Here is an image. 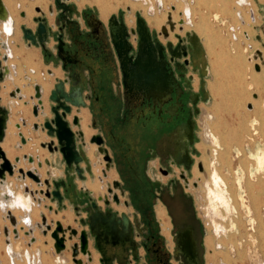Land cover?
Masks as SVG:
<instances>
[{
  "label": "rangeland",
  "instance_id": "1",
  "mask_svg": "<svg viewBox=\"0 0 264 264\" xmlns=\"http://www.w3.org/2000/svg\"><path fill=\"white\" fill-rule=\"evenodd\" d=\"M101 1H42L46 11L43 17L46 18L49 29L46 47L42 48L40 45L41 47H37V53L31 55L29 61H25L23 58L20 63L24 62L30 65L32 67L30 73L33 72V68H38L40 72L50 78L49 115L44 116L43 120L35 121L34 117L36 116L33 114L32 102L36 99L33 97V99H28L31 103L29 116H23L22 111L18 110V119L14 121L11 104L4 103L2 95L3 93L7 95L9 89H4L3 85L2 102L4 107L11 109V118L9 119L11 122L8 123L6 136L10 126L15 127L17 130L15 145L18 143L22 146L19 133L22 132L23 126L19 129L15 123L18 121L23 125L22 119L28 120L26 121L27 126L35 131L34 126L29 124L37 122L41 126L45 120L51 119L53 117L51 107L57 105V102L51 98L52 94L57 89V85L62 81L69 80V83L64 86L66 92L81 96L82 102L85 104L73 105L72 113L79 114L77 113L79 110H87L88 137L94 133L91 138L100 134L105 139L103 143L89 141V145L92 143L99 145L92 162L87 157L85 145L78 141V149L84 156V161L81 163L86 167L83 168L84 179H78L76 175L70 176L67 170L69 185H72L73 180H76L77 183L74 184H78V187L81 188L74 185L79 199L70 200L64 196L65 205L72 208L75 215L74 224L76 227L74 228L80 231L83 228L88 230V225L79 221L78 215L76 216L73 210L74 205L79 206L84 218L88 215V209L94 202L101 206L95 199L100 190L94 191L89 188L88 183L96 181L105 183L106 185H104L113 189V192H122L124 198L131 201V194L127 186L135 185V182L140 180V173L146 170L151 177L161 180L160 183L166 191H171L169 182L173 177H162L158 168L161 166L167 168L171 160L177 159L182 138L181 122L192 117L195 126L192 132L194 140L190 141L188 147L189 155L193 159L190 176L194 180L197 178L195 174L197 161H203L207 165L208 171L215 167L221 174L232 202L230 214H223L224 218L221 219L203 187L204 176L201 175L202 181L199 182V187L196 190L188 191L190 193V212L194 219L192 223L196 228L201 261L203 264H264V168L259 169L256 160V156L264 152V91L250 84L254 75L264 73V0H205L207 2L204 0H164L165 4L162 6L160 2L158 7L156 0H146L145 2L142 0H104L110 7L107 14L102 13ZM12 2L16 8L15 20L20 19L18 12L24 6L32 13L27 22L31 21L38 25V22H34L32 18L33 16H42V14L36 12L38 6L34 0H12ZM17 3L18 5H16ZM19 3L22 6H19ZM34 6L36 7L34 8ZM47 6L50 7V11ZM151 6L154 10L156 9L155 12L149 11V9L152 10ZM186 7L191 11L185 12ZM168 11L173 13L176 20L180 19L178 24L176 23L172 27V32L165 28L159 30L158 27H151L150 31L152 38L164 47L167 68L176 77L177 95L174 97L175 105L169 109L170 116L167 115L166 109L161 106L157 107L155 101L153 104L149 101H137L133 95L129 96L126 93L122 86L120 58L109 32L112 19L123 18L130 32L129 41L133 46L130 54L136 60L139 56L140 43L138 34H132L131 29L136 30L138 17L144 18L147 15L152 18L158 14L162 20H165ZM93 17H97L100 22L98 30H95L89 21V18ZM224 20H230V26L222 25ZM6 22L3 7L0 5V25H5ZM25 27L31 29L27 25ZM2 30L0 28V41L4 37L0 46V61L9 74L7 82L13 80L11 81L12 86L17 85L21 90V95L24 96L21 85H34L37 82H32L28 75V78L24 76L27 82L22 81L21 84L20 77L13 75L11 71L9 73L1 53L3 50H8L6 47L11 43L9 37L6 39V36H3L5 33L7 36L10 35V31ZM247 31L250 33L247 34ZM191 33H196L200 37L205 50L204 63H194L190 53L181 58H174L170 54V44L177 47L183 43L190 50L189 37ZM62 47L65 49L64 51L61 49ZM258 49L262 51L263 58L262 60H253L251 56ZM15 55L18 56L20 53L15 52ZM68 56L76 57L77 63L67 64L66 57ZM10 62L15 63L16 61L10 60ZM257 63L260 66L259 71L255 68ZM104 70L107 71L105 76L102 73ZM9 99L12 101L14 98L9 96ZM178 108L179 111L172 116L173 110ZM207 110L214 115L208 122L213 135L211 142L207 138ZM74 117L75 115L72 120L70 119L71 123ZM173 126L175 130L172 131ZM29 127L27 128L30 129ZM72 128L75 131L76 126L72 124ZM40 132L43 139L46 140L44 142L55 139V143L58 145L56 137L48 135L47 130ZM107 147L108 151L110 150L107 151L108 155L112 156L111 162L104 159ZM40 149L44 148L41 146ZM45 149L44 157L41 158H38L36 153L29 152L17 153L20 155H15L13 159L9 158L15 163L16 156L20 157V163H22L16 167L13 175L7 174L6 180L3 182L0 179V194H2L0 195V251H2L0 264H14L13 261L16 262L15 255L17 257L22 255L25 261H29L24 237L30 234L28 232H33L34 226L37 229L35 236L46 240L47 243L31 245V247H35L36 254L49 248L56 250L55 239L51 237V231L47 235L44 232L46 227L43 226L40 214L45 213L48 224L55 228V223L61 222V220L57 217L58 213L54 212L56 208L61 209L62 205L54 197L50 202L55 211L44 209L42 203L38 205V197L45 200L50 199L39 192L41 187L36 181L28 175L23 177L19 172V168L26 169V171L35 168L37 173L41 172L37 163L48 158L49 150ZM194 149L197 153L193 152ZM24 154L32 155L35 158V163L32 164L27 159L24 160ZM59 156L62 158L61 153ZM141 158L143 160L138 162ZM92 165L96 168V174L87 172V170H92ZM105 165L109 170L104 176L102 169L105 168ZM43 166L47 172L44 179L59 175V171L54 167ZM119 183L121 188L118 186ZM51 186L52 189L55 188L53 180ZM43 188H46L45 185ZM103 188L101 190H104ZM19 190L23 191V197L19 196ZM87 190H92L94 194H89ZM145 190L150 191L151 189L146 187ZM155 190L159 189L155 188ZM137 205L140 208L144 207V204L137 203ZM152 205L150 216L154 219L160 234L169 238L171 234L167 228L171 226L170 219L166 216L164 222L159 213V208H165L164 204L157 198ZM122 207L124 209H116L118 217L126 211V214L128 212L132 214V218H139L138 213L140 212L137 208L130 206L127 210L124 205ZM110 208L107 212L115 211L112 210L113 207ZM154 209L157 210L160 217L159 222L157 218H154ZM27 211L30 216L25 215ZM12 217H14V221H12ZM34 221L40 222L39 226ZM134 222V231H140L142 225L140 218L139 222L136 220ZM221 224L224 226L225 232H223ZM25 228L28 229L26 234L24 233ZM176 233L177 230H174L173 237H176ZM67 235H70L69 231L66 233ZM73 239H70L71 242L68 246L66 243L65 250H72L74 242H79L78 236V240L76 236ZM90 239V246L96 253V264H102L101 254L94 247L93 237L91 236ZM169 239H165L163 243H168L171 246L173 242ZM208 239H210V245ZM8 240L12 244L10 250L5 247V244L9 243ZM219 244L222 247L217 249ZM64 251H58L57 259H60V263L54 262L53 264H67L66 260L70 261V256ZM139 251L144 253L143 248H140ZM136 255L137 250L129 251L124 264H128L130 260H133L132 264H134V260L137 259ZM114 262L117 264L116 261ZM19 263L20 261H18Z\"/></svg>",
  "mask_w": 264,
  "mask_h": 264
},
{
  "label": "flooded vegetation",
  "instance_id": "2",
  "mask_svg": "<svg viewBox=\"0 0 264 264\" xmlns=\"http://www.w3.org/2000/svg\"><path fill=\"white\" fill-rule=\"evenodd\" d=\"M89 21L93 28H95V30L99 29L100 22L97 17L89 18ZM109 32L110 38L116 45L119 52L122 86L126 90V93L129 96L133 95L135 100L137 101H149L152 104L155 101L157 107L161 106L162 108L166 109L167 115L170 116L171 113L169 109L173 108V106L175 105L174 97L177 95V85H175L176 77L171 74L169 72V69L167 68L166 56L162 50V47L159 46L158 49H156L152 45L150 39H142L140 43L139 56L137 58V62L134 63V60L130 58V54L128 53L131 43L130 41L125 39V29L120 26L117 27L115 30V38L112 34L111 27L109 28ZM44 36L45 34L43 32L40 37L44 39ZM173 47L174 49H176L175 46ZM6 48L8 49V46ZM61 49L63 51L65 50L63 47ZM182 49L183 48H180V50ZM7 58L8 54L6 53L3 56L4 61L7 60ZM75 59L77 58L68 56L66 57V63L75 64L77 63ZM102 73L105 76L107 74V71L104 70ZM3 76V79H5L3 82H7L9 74L7 72H4ZM3 85L4 83L1 82V103H3L1 97ZM178 86L180 87V85ZM77 98L78 97H76V100ZM8 108L11 114V109L10 107ZM173 111L174 112L172 113V116L176 115V113L179 111V108L174 109ZM8 123L9 121L6 123V130L8 127ZM181 123L182 138L177 159L171 160L169 163V167L167 168L163 166L158 168L159 174L162 177H173V179H170L169 182L171 186L170 192L168 190L166 191L162 187L160 183L161 180H156L149 175V172H146V170H144L140 173V180H137L135 182V185L127 186L126 184L131 194V201H128L126 198H124L125 196L122 192H114L118 195L120 203L119 204L114 200V194L109 191L110 187H107V190H101L96 194L95 199L102 206L101 207L98 205V209L100 211H102L106 215H112L117 220H120L122 224L125 217L129 221L128 228H126L125 234L122 238H120V242L118 244L113 243L112 238H107L105 234H102L98 237V233L93 230L90 222V216L91 212H96L98 210L95 208V206H90V209H88L87 212L88 215L85 218L83 217L82 211L80 210L79 206H76L77 208H75V213L77 215L80 214L81 216L79 215L78 219L84 218L85 225H88V230H86L89 234V239L91 236L93 237V244L96 250L101 254L100 261L102 264H115L114 261H116L117 264H124V260L126 259L128 252L134 251V249L137 250V259L134 260V264H203L200 258V249L195 231L196 228L192 223L194 219L192 213L190 212V193L188 192L192 191L193 189H197L199 187V182L202 181L201 176L197 177L195 180H193L190 176V171L193 167V159L189 155L188 147L190 141L194 140V134L192 132L195 126V121L192 117H189ZM171 130H175L174 126L171 128ZM103 142H105V139ZM107 151L108 147L106 148V152ZM193 152L197 153L195 149ZM142 160L143 159L141 158L138 162H141ZM180 166H182V168H180ZM107 172L108 170L106 171V174ZM90 173L92 174V170ZM125 183L126 180L124 182V185ZM118 186H120L121 188L120 183ZM146 187H150L151 190L146 191ZM155 188L159 190L157 191L155 190ZM87 191L89 194H94L92 190ZM62 194L70 200H73L75 198L79 199L74 184L68 185L67 189L64 190ZM157 198L162 202V204H164L168 217L170 219V223H172V225L167 230L168 232H170V238L172 239H169L164 234H160L154 219L152 218V216H150V213L152 212L150 209H153L152 204ZM106 200H109V203H107ZM137 203L144 204V207H138ZM114 205H124L127 208L133 206L137 208L139 210L138 212H140L138 213L140 221L142 222L140 231H134L133 229V223H135L134 220L139 222V218H132V214L130 212L126 214V211L123 215L118 217L116 212L117 208ZM150 205L152 208L150 207ZM110 207H113L112 210L115 211L107 212L108 209H111ZM154 213V218H157V221L159 222L160 217L158 216L156 209H154ZM135 215L137 216V214ZM100 230L102 232L106 231V229L103 228ZM174 230H177V233L175 235L176 237H173L172 234ZM165 239H169V241L173 242V245L170 246L168 245V243H165V245L163 243ZM140 248H143V254L140 253ZM132 261L133 260H130L128 264H132Z\"/></svg>",
  "mask_w": 264,
  "mask_h": 264
},
{
  "label": "bare ground",
  "instance_id": "3",
  "mask_svg": "<svg viewBox=\"0 0 264 264\" xmlns=\"http://www.w3.org/2000/svg\"><path fill=\"white\" fill-rule=\"evenodd\" d=\"M43 0H34V3L37 4V6L40 8L41 11H43L44 13L46 12L44 9V4L42 2ZM96 1V0H95ZM143 2H145L146 0H142ZM157 2V7L160 6V2L162 4V6L165 4L164 0H156ZM205 1V0H204ZM207 2V1H205ZM102 13L107 14V12L110 10V7L106 5V1L102 0ZM20 4V3H19ZM0 5L3 7L4 10V16L7 20V22L5 23V25H0V28L3 30H7L10 31V35L11 36L13 34V20H14V12L16 11V8L12 2V0H0ZM18 5V3L16 4ZM19 6H22L21 4ZM49 6V5H48ZM47 6V7H48ZM36 6H34L35 8ZM20 8V7H19ZM33 8V9H34ZM151 9H149V11L151 12H155L156 9L154 10L153 7L151 6ZM185 12L186 11H191L190 8L186 7L185 8ZM250 9V8H249ZM48 10L50 11V7H48ZM159 10V9H158ZM183 10V9H182ZM24 13H26V18H30L32 16V13L26 9L24 6L22 8V10ZM19 11L18 13L20 14ZM37 12V11H36ZM253 12V11H252ZM181 13V12H180ZM179 13V15H180ZM188 13V12H187ZM192 13V12H191ZM149 14V13H148ZM189 14V13H188ZM253 14V13H252ZM46 17V16H45ZM253 17V16H252ZM144 20H145V25L148 27V31L151 33L150 29L151 27H158L159 30L162 29H168L169 32H172L171 30L172 27H174L176 25V23L178 24L179 20H176L173 16V13L168 11V14L166 15V19L162 20V17H159L158 14L154 15L152 18H149L147 15L144 16ZM186 18V17H185ZM215 18V17H214ZM242 19V18H241ZM22 20L19 19L18 22ZM26 20V19H25ZM33 20V19H32ZM136 20V18H135ZM27 21V20H26ZM165 21V22H164ZM254 22V21H253ZM231 21L230 20H224L222 21V25L224 26H230ZM17 26V25H16ZM122 27L124 28V26L122 24H120L118 21H116L115 19H113L112 23H111V29H112V34L114 35L115 38V30L117 27ZM227 26V27H228ZM181 27V26H180ZM264 27V26H263ZM5 28V29H4ZM179 29V28H178ZM203 30V29H202ZM256 30V29H255ZM205 31V30H204ZM5 32V31H4ZM44 31L41 30L40 31V35L43 33ZM165 32V31H164ZM166 33V32H165ZM250 33L249 31H247V34ZM263 33V32H262ZM149 33L146 32L145 36L142 39L145 38H149ZM171 34V33H170ZM264 34V33H263ZM6 35V33L4 34ZM3 35V36H4ZM147 35V36H146ZM167 35V34H166ZM245 35V34H244ZM247 36V35H246ZM184 37V36H183ZM264 38V37H263ZM7 39V37H6ZM178 40V39H177ZM203 40V39H202ZM238 40V39H237ZM236 40V42H237ZM11 42V41H10ZM247 44V43H245ZM239 45V44H238ZM174 45L172 44L170 49H171V53L174 57L179 58L181 57V55L183 54L184 51L190 53L191 59L194 63L196 64H200V63H204V54H205V50L202 46L200 37L196 34V33H191L190 37H189V46H190V50H188L187 45H183V43L179 44L176 49H174L173 47ZM180 48H183L182 50H180ZM245 52V51H244ZM28 54V53H27ZM17 57V56H16ZM208 57V55H207ZM251 58L253 60H262L263 58V54L262 51H260L259 49L257 51L254 52V54L251 56ZM23 61V60H22ZM26 61V60H25ZM43 63V62H42ZM264 64V63H263ZM26 66V65H25ZM201 66V65H200ZM192 67V66H191ZM232 67V66H231ZM255 67V66H254ZM32 68V67H30ZM256 70L259 71L260 70V66L257 63L256 64ZM28 69V68H27ZM33 73L28 72L29 77L31 78L32 82H37V84H39L41 86V90H42V105L40 107V112H39V116L38 117H34L35 121H38V119L43 120V117L46 115H49V108H48V95L50 93V78L47 75H44L42 72L39 71V69H32ZM211 70V69H210ZM197 71V70H196ZM48 72V71H47ZM210 72V71H209ZM51 74V72H50ZM20 77V83L23 81L24 83L27 82V80L25 78H23L21 75ZM200 79V78H199ZM200 83V82H199ZM22 84V83H21ZM250 84L254 85L256 88L260 89L261 91H264V73H258V75H254L250 81ZM199 86V85H198ZM12 87V82L8 81L4 84V89H11ZM208 87V86H207ZM21 89L23 91L24 96H22L23 98L20 99H15L16 101H11L8 96L6 95V93H3V99H4V103H9L11 104V109L14 112V116H13V120L16 121L18 119V110H21V114L23 116H29L30 114V106L31 103L29 102V104H25V102L28 101L29 97L32 96L34 94V88L33 85H21ZM208 90V89H207ZM225 90V89H224ZM206 91V90H205ZM259 94V93H258ZM254 97V96H253ZM210 98V97H209ZM222 98V97H221ZM255 98V97H254ZM260 98V96H259ZM261 99V98H260ZM263 100V99H262ZM81 99L80 97L77 98L76 102H80ZM264 101V100H263ZM264 104V102H263ZM260 105V104H259ZM215 106V105H214ZM238 108V107H237ZM78 111V109H77ZM208 114H207V131H208V139L209 142H211L213 139V135L211 130L209 129L208 126V122L210 120H212V117L214 116L212 112H209L207 110ZM76 113H71V115H69V120L73 118V116L75 115L76 118H78V125L75 128V131L77 132L78 138L79 140L85 145V151L87 153V157L90 159V161L92 162L95 159V151L96 149L99 148V145L92 143L91 145H89V141L91 139V136L94 134H92L90 137H88V130H87V118H88V112L87 110H79ZM90 113V112H89ZM74 117V118H75ZM238 117V116H237ZM40 120V121H41ZM28 121V120H26ZM90 126V125H89ZM88 126V127H89ZM91 127V126H90ZM226 129V128H225ZM215 130V129H214ZM23 135L27 140V144L23 147L22 150H19L15 147V138H16V134H17V130L15 129V127L10 126L9 128V133L5 138V141L3 143V150L6 152V155L8 158L13 159L15 157V155H20L17 153H25V152H29V153H36L38 155V158L44 157L45 151L46 149H40V142H44L46 140H44L42 134L39 129V131H34L31 129H28L27 127H23V129L21 130ZM216 132V131H215ZM214 132V133H215ZM102 137V136H101ZM103 139V137H102ZM104 141V139H103ZM205 141V140H203ZM206 142V141H205ZM207 142V143H209ZM103 143V142H102ZM208 145V144H207ZM209 147V146H208ZM22 148V147H21ZM208 150V149H207ZM207 152V151H206ZM209 152V151H208ZM83 156V155H82ZM88 159V160H89ZM199 160V159H197ZM256 160H257V166L259 169H263L264 168V152L258 154L256 156ZM84 161V160H83ZM22 163V162H21ZM21 163H17L16 167H18L19 165H21ZM15 164V163H14ZM201 165V166H200ZM195 174L197 175V177H200L201 175L204 176V181H203V187L205 189L206 194L208 195L209 199L212 200L214 209L216 211V213L222 218H224L223 214H230L231 210H232V202H231V196L228 193V189L226 188V185L223 182V179L221 177V174L219 173L218 169H216L215 167L212 168L211 170L208 171L207 165L203 162V161H197L196 166H195ZM41 172H39L38 174L41 176V179H44V176L47 175L46 169L43 166L41 169ZM26 171V169H25ZM92 173L96 174V168H94V166L92 165ZM85 176H83L82 179H84ZM202 178V177H201ZM194 180V179H193ZM191 182V181H190ZM68 183H66V186L64 188V190L67 189V185ZM105 183H100L99 181H96L94 183H88L89 188L93 189L94 191H98L103 188L104 191L107 190V186L104 185ZM190 188V186H189ZM232 188V187H231ZM196 190V189H195ZM19 196L23 197V191L19 190ZM63 195V194H62ZM106 196V195H105ZM64 198V195H63ZM107 198V197H106ZM209 200V201H210ZM242 201V200H241ZM120 204V203H119ZM125 205V204H124ZM117 209H124L122 206H116L114 205ZM129 206V205H128ZM161 206V205H160ZM102 207V206H101ZM127 209V207H126ZM128 210V209H127ZM159 213L160 216L163 218L164 222L166 221V216L168 217L167 211L165 208L161 207L159 208ZM57 217L61 220V223L63 224L64 228L67 226H72L73 228L76 227L74 224V214L69 212V211H61L60 213H58ZM12 221H14V217L11 218ZM205 220V219H204ZM90 222L92 225V228L94 231H96L98 233V237L102 234H105V236L111 237L113 240V243L118 244L120 242V238L123 237V235L125 234V230L126 228H128V219L125 217V219L123 220V224L122 222H120V220H117L116 218H114L112 215L108 214L106 215L105 213H103L102 211H100L99 209L96 212H91V216H90ZM122 224V226H121ZM161 224V223H160ZM172 225V223H171ZM220 226V225H218ZM221 227L223 228V232H225V228L224 226L221 224ZM106 229L105 232H102L100 229ZM168 230V228H167ZM170 233V232H169ZM70 235L66 236V243L67 246L70 244L71 240H74L72 238L69 237ZM170 238V237H169ZM77 239V237H76ZM78 240V239H77ZM5 244V243H4ZM208 244L210 245V239H208ZM66 246V247H67ZM5 247L10 250L12 248V244L11 242L8 244H5ZM222 245L219 244L218 248H221ZM96 254V253H95ZM99 254V253H98ZM64 260V259H62ZM220 260V259H219ZM222 261V260H221Z\"/></svg>",
  "mask_w": 264,
  "mask_h": 264
},
{
  "label": "water",
  "instance_id": "4",
  "mask_svg": "<svg viewBox=\"0 0 264 264\" xmlns=\"http://www.w3.org/2000/svg\"><path fill=\"white\" fill-rule=\"evenodd\" d=\"M38 12H40L42 14V16H38L37 18H35V21L38 22V27L36 29V32L33 31L32 29L26 28L24 27V35L25 38L28 40H31L34 44H39L42 46V48H45V43L48 41L49 38V29L47 27V23H46V18L43 17L44 12L40 10V8L38 7L36 9ZM116 21H118L120 24H122L124 26V29L126 31V36L125 39L129 41V36H130V32L126 26V24L123 21V18L118 19V18H113ZM112 19V21H113ZM111 21V23H112ZM92 26V25H91ZM93 27V26H92ZM111 27V24H110ZM43 30L44 31V39H42L40 37V31ZM149 33V38L151 40L152 45L158 49L159 46L162 47L163 52L164 51V47L162 45H160L158 43V41L154 40L151 36V33L148 31V27L145 25V20L143 17H138V21H137V28L135 29H131V33L132 34H138L139 37V43H141L142 38L145 36V34ZM147 36V35H146ZM260 39V37H259ZM114 43V42H113ZM131 43V42H130ZM181 44V43H180ZM130 49L128 51V53L130 54L131 51L133 50V46L132 44H130ZM140 45V44H139ZM172 44H170L169 46V51L170 54L171 53V47ZM117 52L118 49L116 47V45L114 44ZM188 54V52L184 51L183 54L181 55V57L183 55ZM118 56H119V52H118ZM166 56V55H165ZM179 57V58H181ZM130 58L132 60L133 57L130 54ZM176 58V57H174ZM137 60V59H136ZM134 60V63H136L137 61ZM167 65V62H166ZM168 70V69H167ZM5 69L3 67V63L2 61H0V83L3 82L5 79L3 74H4ZM68 83V80L66 81H62L61 84L57 85V89L54 90L53 92V96L51 97L52 100H55L57 102L56 106H52L51 110L53 112V117L51 119H47L44 121L43 125H39L37 122L34 124V128L36 131H38L40 129V127H42V131L47 130V134L53 137H56L57 141H58V145H56L55 143V139H52L48 142H43L41 144V146L43 148H47L51 153H61L62 155V159L63 161L66 163L67 167L69 169H72L75 167V169L77 170V172L79 173L80 178H83V169L80 168V163L84 160V156H82V152H80V150L78 149V135L77 132L74 131V129L72 128V124L74 126L78 125V118H74L72 123L69 120V115L72 113V106H81V105H85L84 102H82V98L81 96H75L74 93H69L66 92L65 90V84ZM1 88V86H0ZM35 95L32 96L38 99V103L33 105V114L34 116L38 117L39 116V112H40V107L43 104L42 103V92H41V87L40 85H36L35 86ZM16 92L20 93L21 90L20 88H17V90L15 92H12L10 95L11 96H15ZM75 96V98H74ZM76 97H80L81 101L80 102H76ZM22 98V96H21ZM0 102H1V98H0ZM28 102H25V104L27 105ZM10 113L9 108L7 107H2L0 106V143L4 140L5 134H6V123L8 120V114ZM24 124L26 123L25 121H23ZM18 127H20V124H18ZM21 136V140L23 144H26L27 140L24 137V135L22 133H20ZM92 142H98V143H102L103 139L101 137L100 134H96L94 135L91 140ZM104 159L107 160V162H111V157L108 155V153L106 152L104 154ZM0 179L1 182H3V180L6 179V174L8 173L9 175H13L15 173L16 170V164L20 162V157H16L15 158V164L7 157L6 152L3 150V148L0 145ZM29 161L30 162H34V158L32 156H29ZM45 163L50 166V160H45ZM38 166L40 168L43 167V163L40 161L38 163ZM106 169L109 170L108 166H106ZM19 172L23 175V177L25 175H28L29 177H31L34 181H36L39 186L45 185L46 188H41V190L39 191L41 194H44L46 197H48L49 199H52V197H54L60 204L63 201V195L61 192V187L65 188L66 184L63 180H53V184L54 187L52 189L51 186V176L49 178H46L42 181L41 176L37 173L36 169H29L27 171H25L23 168H19ZM109 191L111 193L114 194V200L116 202L119 203V199H118V195L115 194L113 192V189L109 188ZM39 202H41L39 200ZM107 203H109V200H106ZM93 206H95L96 209H98V204L96 202L93 203ZM50 211H53V206L49 207ZM57 212V211H56ZM80 215V214H79ZM78 215V217H79ZM79 221L85 225V220L83 219H79ZM13 223V222H12ZM42 223L43 226L46 227V230L44 231L45 234L47 235V233L49 231H51V237L55 239V247H56V251H62L64 249H66V233L69 231L70 234V238L72 237H79V242L74 243V245L72 246V255L74 258V261H76L77 263H82L81 260H79L77 257L79 255V253H83L84 255L91 257V251L89 248V234L87 232L86 229H82L80 231H78L76 228H73L72 226H67L66 228H64L63 224L60 221H57L55 223V228L52 227L51 224H48L47 222V218L45 216V214H42ZM5 232L7 234L8 229L7 227L5 228ZM32 231L28 232L31 233Z\"/></svg>",
  "mask_w": 264,
  "mask_h": 264
},
{
  "label": "crops",
  "instance_id": "5",
  "mask_svg": "<svg viewBox=\"0 0 264 264\" xmlns=\"http://www.w3.org/2000/svg\"><path fill=\"white\" fill-rule=\"evenodd\" d=\"M38 7H36V9H37ZM37 11V10H36ZM51 11H52V9H51ZM38 12V11H37ZM18 16H19V18L20 19H24V20H20L19 22L17 21V20H13V34L11 35V36H7V35H4L3 33V35L4 36H6V37H9V40H11V46H10V44H8V42H7V40H6V43L8 44V50H3V53H1V57H3V55L4 54H6L5 52L7 51L8 53H10L9 54V56H8V58H7V60H5L4 61V63H6V66L8 67V70H9V73H10V71L12 72V74L13 75H15V76H22L23 78H25L24 76H27V78H28V72H30L31 71V66L30 65H28L27 63H20V61L24 58L26 61H29V59H30V57H31V55H34V53H37V51H38V48L37 47H39L40 45L39 44H34L31 40H28V39H26L25 38V35H24V30H23V28L27 25L28 27H31V29H33V31H35L36 30V28H37V26L38 25H36L35 23L33 24L31 21L30 22H27L26 20H29V18L27 19L26 18V13H24L23 11H21L20 12V14L18 13ZM36 17H38V16H33V20H34V22H35V18ZM26 19V20H25ZM31 20V19H30ZM17 25V26H16ZM23 30V31H22ZM3 39H4V37H3ZM3 39H1L2 41H0V46H1V44H2V42L4 41ZM41 47V46H40ZM3 48V47H2ZM1 48V49H2ZM15 52H18V53H20V55H18L17 57H15L16 55H15ZM28 53V54H27ZM10 60H14V61H16L15 63L13 62V63H11L10 62ZM26 65V66H25ZM28 68V69H27ZM9 81H13V80H9ZM16 88H18V86L17 85H13L12 87H11V89H9L8 90V93H7V95H8V98H9V96H10V94L13 92V90H15ZM33 88H34V85H33ZM31 97V96H30ZM29 97V99H31ZM28 102H29V100H28ZM35 102V101H34ZM34 102H32V106H33V103ZM0 104H1V106H5L3 103H1L0 102ZM9 115H10V113H9ZM9 115H8V120H7V122L9 121V123L11 122L10 120H9ZM10 118H11V115H10ZM23 120H25V119H23ZM26 121V120H25ZM18 121L15 123V126L17 125L18 126ZM34 124H35V122L34 123H31V124H29V125H31L32 127L34 126ZM23 127H29V126H27V122H26V124H23L22 125ZM30 128V127H29ZM31 129V128H30ZM33 130V129H32ZM6 135V134H5ZM5 138L6 137H4V140L0 143V145H1V147L3 148V143H4V141H5ZM43 142H40V147H41V144H42ZM27 144V143H26ZM26 144H23L22 146H20L18 143L15 145V147L17 148V149H19V150H22L23 149V147L26 145ZM22 147V148H21ZM45 149V148H44ZM59 154H60V152L59 153H51L50 151H48V158H45L43 161H42V163H43V165H45V166H47V167H54L57 171H59L58 173H59V175L58 176H52L51 177V180H63L64 182H65V184L66 183H68L67 185H69V180H68V176L70 175V176H75L76 175V178H78V179H81L80 178V176H79V173L77 172V170L75 169V167L74 168H72V169H69L68 167H67V165H66V163L63 161V159L59 156ZM24 155H26V154H24ZM23 155V156H24ZM17 157V156H16ZM47 159H49L50 160V166H48L46 163H45V160H47ZM0 162H1V160H0ZM83 162V161H82ZM32 164H34V163H32ZM80 168L81 169H83V168H86V167H84V165H83V163H81L80 164ZM67 170L69 171V175H68V173H67ZM87 172L89 173V172H91V170H87ZM8 174V173H7ZM7 174H6V176H7ZM83 176H85L84 175V170H83ZM6 180V179H5ZM73 180V179H72ZM74 183H77L76 182V180L74 181L73 180V184ZM74 185H76V187L77 188H79V189H81L80 188V186L78 187V184H74ZM75 187V188H76ZM64 188L62 187L61 188V192L63 193L64 192V190H63ZM0 195H2V194H0ZM51 201V199L50 200H44V201H42V204H43V207H44V209H49V207L50 206H52V203L50 202ZM66 203V201H64V198H63V201H62V203L60 204V205H62V207H61V209H57L56 208V211L54 210V207H53V210L55 211L54 213L55 214H57V213H59V212H61V210L64 212V211H69V212H71V213H73V211H72V208H70V207H68V206H66L65 205V203ZM59 205V206H60ZM58 207V206H57ZM70 208V209H68V208ZM119 207V206H118ZM65 208H67V209H65ZM75 208H77L75 205H74V207H73V210L75 211ZM50 210V209H49ZM71 210V211H70ZM52 212V211H51ZM25 213V212H24ZM44 213V212H43ZM45 214V213H44ZM74 214V213H73ZM76 214V213H75ZM25 215H28V216H30L29 215V211H27L26 212V214ZM83 215V214H82ZM76 216H77V214H76ZM81 216V215H80ZM40 217H41V220H42V215L40 214ZM74 217H75V215H74ZM38 221V220H37ZM40 221V220H39ZM35 222V224L37 223L38 224V226H39V223L40 222H36V221H34ZM34 224V225H35ZM28 230V229H27ZM27 230H26V228L24 229V233L26 234V232H27ZM23 231V230H22ZM39 232V234H41L40 233V231H38ZM35 233H37V229H36V227L34 226V228H33V232L32 233H30L29 235H25V237H24V239H25V243H26V248H27V250H28V253H29V261L27 262V261H25V259H24V256H22V255H20V256H14V258L16 259V262L15 261H13L14 262V264H18V261H20V263L19 264H53L54 262L55 263H60V259H57V257H59V255H58V252H56V250H53V249H51V248H49L48 250H46V251H40V253H37L36 254V252H35V247L33 248V247H31V245H33V244H42V243H44V244H47L46 243V240H44V239H41V238H39V237H36L35 236ZM38 238V239H37ZM45 238V237H44ZM37 240H39L38 242H37ZM9 241V243H10V240H8ZM24 242V241H23ZM75 243V242H74ZM28 246V247H27ZM89 248H90V251H91V256L92 257H87L86 255H84L83 253H79V255H78V259H81V261H82V263H80V264H96L97 262H96V257H95V252H94V250L92 249V247L89 245ZM65 250V249H64ZM64 250H62V251H64ZM18 252V251H17ZM0 253H2V251H0ZM15 253V252H14ZM19 254H20V252H18ZM64 253L65 254H68L70 257V261L69 260H66V263L67 264H79V263H77L76 261H74V258H73V253H72V250H65L64 251ZM22 254V253H21ZM79 257H81V258H79ZM10 258V257H9ZM73 262V263H72ZM11 263V262H10ZM12 264V263H11Z\"/></svg>",
  "mask_w": 264,
  "mask_h": 264
},
{
  "label": "built area",
  "instance_id": "6",
  "mask_svg": "<svg viewBox=\"0 0 264 264\" xmlns=\"http://www.w3.org/2000/svg\"><path fill=\"white\" fill-rule=\"evenodd\" d=\"M7 54H8V56H9V53H8V52H7ZM32 73H33V72H32ZM36 85H39V84H37V83L34 84V94H33L32 96L35 95V92H36V91H35V86H36ZM40 87H41V86H40ZM18 88H19V87H18ZM16 90H17V88H16L15 90H13V92H15ZM41 92H42V90H41ZM21 96H22V95H21V92H20V93L16 92V95H15V96H11V95H10V97H12V98H14V99L17 98V99H20V100L23 98V97L21 98ZM32 96L30 97L31 99H33ZM34 98H35V97H34ZM14 99H12V100H14ZM35 99H36V101L33 103V105L38 103V99H37V98H35ZM27 102H28V101H27ZM27 104H29V102H28ZM22 121H25V120L22 119ZM25 122H26V121H25ZM18 124H20V123H18ZM23 124H24V122H23ZM25 124H26V123H25ZM21 126H22V125L20 124V127H18V126H17V127H18L19 129H21ZM20 133H21V132H20ZM20 133H19V135H20ZM20 137H21V136H20ZM29 156H32V155H27V154L24 155V156H23L24 160L27 159V160L29 161ZM32 157H33V156H32ZM33 158H34V157H33ZM29 162H30V161H29ZM39 162H40V161H38V163H39ZM41 162H42V161H41ZM30 163H32V162H30ZM33 163H35V158H34V162H33ZM38 163H37V166H38ZM38 168H40V167L38 166ZM31 169H35V168H31ZM28 170H29V169H28ZM106 171H107L106 168H103V169H102V172H103L104 176L106 175ZM38 186H39V184H38ZM40 187L43 188V185L40 186ZM41 188H40V189H41ZM26 190H27V188H26ZM39 200H40L41 202H39ZM44 200H45V199H41L40 197H38L37 204L40 205V203H42V201H44Z\"/></svg>",
  "mask_w": 264,
  "mask_h": 264
}]
</instances>
